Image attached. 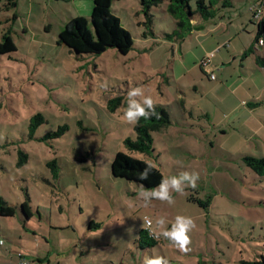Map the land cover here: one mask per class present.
<instances>
[{"label":"rangeland","instance_id":"rangeland-1","mask_svg":"<svg viewBox=\"0 0 264 264\" xmlns=\"http://www.w3.org/2000/svg\"><path fill=\"white\" fill-rule=\"evenodd\" d=\"M12 1L0 0V40L9 30L16 45L0 53V197L15 212L0 214V264H17L18 252L28 264H143L153 252L170 264L261 258L264 176L244 159L264 157V68L255 63L264 46L255 42L257 19L248 9L256 0H215L210 17L194 16L206 36L186 30L182 47L179 38L165 37L176 28L165 2L151 9L153 36L142 23L140 0H115L111 12L133 48L83 57L57 43V35L72 17L89 18L92 0ZM216 39L227 44L211 59V79L198 62ZM231 47L239 51L235 58ZM249 47L253 52L243 57ZM137 86L165 106L171 121L152 133L148 153L123 144L135 137L123 110L127 91ZM19 150L27 154L22 164ZM119 150L152 162L163 176L197 171V188L173 192L174 205L153 200L145 208L141 185L111 174ZM26 199L32 215L25 219ZM177 214L197 225L188 253L162 237L137 249L142 217L165 216L170 227Z\"/></svg>","mask_w":264,"mask_h":264},{"label":"trees","instance_id":"trees-1","mask_svg":"<svg viewBox=\"0 0 264 264\" xmlns=\"http://www.w3.org/2000/svg\"><path fill=\"white\" fill-rule=\"evenodd\" d=\"M9 3L14 4L12 0ZM115 0H92V8L90 16L87 19L84 16H76L69 19L62 29L58 32L57 43L66 46L70 52L75 53L76 57L83 55H99L108 48H114L121 54H126L133 48V42L129 32L122 26L118 16L111 12L112 2ZM191 0H140L141 11L145 17L142 21L144 27L150 35H153L152 30V13L151 9L161 2L166 3V11L171 13L175 18L176 28L170 34L164 33L166 38H180L186 30L190 29L191 20L198 15L203 19L210 17L213 14L212 5L215 0H195V7L190 5ZM223 5H230V0H223ZM15 19V15H13ZM260 30L256 36L260 39ZM264 35V33H263ZM16 45L13 42L11 31L7 30L2 33L0 40V53L14 52ZM248 52H253L252 48L247 49L243 55ZM255 63L259 67L264 68V57L256 55ZM111 101V100H110ZM182 103V102H180ZM156 112L160 114V119L153 117L145 120L141 118L138 125L134 126L135 137H126L123 141L126 149L148 153L152 150V133L167 127L171 121L169 113L165 106L156 104ZM37 113L32 117L29 123L31 133L33 128L38 124L35 120ZM64 128H59L58 131L52 133L58 136ZM27 154L19 150V159L17 164H22L26 160ZM245 162L259 176H264V157L246 156ZM143 159L128 154L122 150L116 152L111 165V174L114 177H121L127 180H132L139 183L144 188H153L158 185L163 177L161 171L154 167L149 178L145 181L138 179L140 172L145 168ZM22 212L26 218L31 217L32 211L29 200L26 199L21 203ZM15 209L0 197V214L13 215ZM152 230L147 227L140 228L135 240L137 249L144 250L151 248L158 243V239L153 238ZM241 264H264V255L259 259L252 261L242 260Z\"/></svg>","mask_w":264,"mask_h":264},{"label":"clouds","instance_id":"clouds-1","mask_svg":"<svg viewBox=\"0 0 264 264\" xmlns=\"http://www.w3.org/2000/svg\"><path fill=\"white\" fill-rule=\"evenodd\" d=\"M264 42V41H262ZM210 58L212 54H209ZM102 88L107 90L108 85L104 83ZM127 107L123 110L124 122L136 126L141 118L145 120L160 119V114L156 112V101L152 95L145 94V89L142 86L130 87L127 91ZM145 168L140 172L138 179L145 181L155 165L150 161H143ZM200 179V174L197 171H181L172 176H163L160 183L153 188L145 189L141 186L139 196L142 200V206L148 208L153 200L166 202L168 205H174L175 199L173 192L183 195L186 188L196 189L197 182ZM143 225H146L149 230H152L153 223L156 229L152 231L153 238L160 239L161 237L170 242V244L180 253H188L191 244L190 233L196 229L197 225L191 216L177 214L168 227V220L165 216H157L153 220L148 216L142 217ZM132 231V229H128ZM143 264H170V261L165 255H159L153 252L151 256L145 254Z\"/></svg>","mask_w":264,"mask_h":264},{"label":"crops","instance_id":"crops-1","mask_svg":"<svg viewBox=\"0 0 264 264\" xmlns=\"http://www.w3.org/2000/svg\"><path fill=\"white\" fill-rule=\"evenodd\" d=\"M16 2H18V0H15ZM38 2H39V0H37ZM58 0H56V2H57ZM251 5H261V7H262V14L260 15V17H256V16H254V14H253V12H251L250 11V6ZM249 7H248V9H249V11H250V13H251V15L253 16V17H256V19H257V22H256V28H257V31H259L260 30V33H264V28L263 29H261V23L263 24V26H264V0H256L254 3H252ZM5 17L7 18V19H10V17L9 16H7V15H5ZM201 22L200 21H198V20H191V25H190V29H189V32H188V34L189 33H194V32H197V37H201V36H206V34L207 33H203V34H200V30H197L199 27H202V25L200 24ZM50 24H48L47 26H46V28L49 26ZM154 34L155 33H153V36H154ZM149 37V36H148ZM148 37H144L145 38V40L147 41V39H148ZM185 37V34L183 33V36L182 37H180L179 39H180V41L181 42H179V44H178V46L179 47H182V46H184L185 45V42H186V40L188 39V38H184ZM258 41V39L257 38H255V42H257ZM224 41H218V39H216L215 40V42H213L207 49H206V55L205 56H208L209 54H212V56H211V58H210V62H211V59L213 58V56H215V52H217V51H219L220 50V47H222V46H225L227 43H223ZM262 46H264V43L262 44ZM250 48V47H249ZM249 48H246L244 51H243V53L247 50V49H249ZM231 53H232V56H233V58H235V56H236V54L238 55L239 54V51H238V49H237V51H235V49L234 48H232L231 47ZM243 53H242V56L244 57V56H246V55H243ZM257 53V52H256ZM235 54V55H234ZM253 54V53H252ZM254 55V54H253ZM182 57H183V54H182ZM205 58V57H204ZM178 59H180V58H178ZM201 61V60H200ZM228 62V61H227ZM198 65H199V67L201 68V66H200V62H198ZM243 67V66H242ZM202 69V68H201ZM203 70V69H202ZM212 71H213V68H212ZM167 82H169L168 80H167ZM220 83V82H219ZM244 83L245 82H243V83H240V84H236L235 85V90H237L239 87H241L242 85H244ZM244 101L242 100L241 101V103H243ZM244 104V103H243ZM166 128V127H165Z\"/></svg>","mask_w":264,"mask_h":264},{"label":"built area","instance_id":"built-area-1","mask_svg":"<svg viewBox=\"0 0 264 264\" xmlns=\"http://www.w3.org/2000/svg\"><path fill=\"white\" fill-rule=\"evenodd\" d=\"M250 11L253 12L254 16L260 17V15L262 14V7H261V5L260 6L259 5H251ZM262 41H264V40L262 38H260V39H258L257 43L263 44L264 42H262ZM200 66L203 68V70L208 74V76L211 79L215 78L213 71L211 69V66H210V56L209 55L200 61ZM1 244H2V240L0 239V245ZM18 258H19V261L17 262V264H28L27 260L25 259V257L23 256V254L21 252H18Z\"/></svg>","mask_w":264,"mask_h":264},{"label":"water","instance_id":"water-1","mask_svg":"<svg viewBox=\"0 0 264 264\" xmlns=\"http://www.w3.org/2000/svg\"><path fill=\"white\" fill-rule=\"evenodd\" d=\"M260 25H261V29H263L264 28L263 24L261 23Z\"/></svg>","mask_w":264,"mask_h":264}]
</instances>
